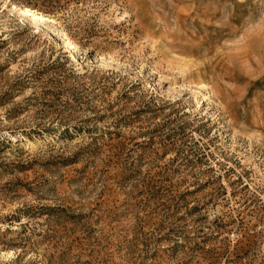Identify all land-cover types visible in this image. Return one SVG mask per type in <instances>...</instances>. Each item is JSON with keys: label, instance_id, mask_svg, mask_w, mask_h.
Returning <instances> with one entry per match:
<instances>
[{"label": "rangeland", "instance_id": "obj_1", "mask_svg": "<svg viewBox=\"0 0 264 264\" xmlns=\"http://www.w3.org/2000/svg\"><path fill=\"white\" fill-rule=\"evenodd\" d=\"M0 264H264V0H0Z\"/></svg>", "mask_w": 264, "mask_h": 264}, {"label": "bare ground", "instance_id": "obj_2", "mask_svg": "<svg viewBox=\"0 0 264 264\" xmlns=\"http://www.w3.org/2000/svg\"><path fill=\"white\" fill-rule=\"evenodd\" d=\"M19 13L21 14V15H23V16H26V17H31V18H34V20L35 21H37L38 20V18L33 14H31V12H30V10L29 9H19ZM38 22V21H37ZM68 41V40H67ZM67 41H65V42H63V43H61V46L62 47H69L68 45H67Z\"/></svg>", "mask_w": 264, "mask_h": 264}]
</instances>
